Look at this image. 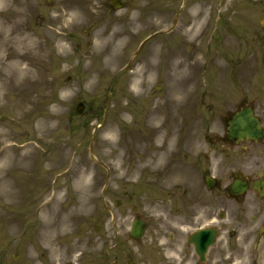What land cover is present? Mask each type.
<instances>
[{
  "label": "rangeland",
  "instance_id": "rangeland-1",
  "mask_svg": "<svg viewBox=\"0 0 264 264\" xmlns=\"http://www.w3.org/2000/svg\"><path fill=\"white\" fill-rule=\"evenodd\" d=\"M17 1L8 0L0 7L4 10L1 15L4 23L11 19L9 10L28 4L30 6L32 2L40 5L38 11L32 13L34 17L29 22V27L37 40L34 51L44 53L42 59L34 57L30 61L38 81L37 94L42 95V104L40 109H32L29 117L37 120L41 113L52 116L53 127L49 133L42 136L39 143L40 156L44 158L43 170L44 172L47 170L51 185L66 186L62 194L65 195V200L58 206V211H65L62 206L66 207L69 197H75L73 189L76 186L78 188L81 186L82 196L89 200V205L85 207L87 212L85 216L75 218L65 238L51 241V236L45 237L41 231L38 236H33V229H29L27 221L29 219L43 221L42 213L37 206L34 207L32 216L28 217L23 213L25 203L22 201L19 182H15L9 176L11 168L19 163L16 157L20 152L12 151V156L15 157L13 166L9 165L7 168L0 166V225L5 227L0 229V232L8 233L2 240L6 244L0 255L3 259L2 264H30L31 260L34 263L39 259L40 252H52V249L55 251L54 242L60 244L63 258H66L60 264L80 262L94 264L100 235L97 225L101 224L104 231L109 232L114 226L121 228L123 220L120 217L123 215L125 216L123 229L127 230L132 221L131 206L142 204L148 199L147 195L161 194L144 190L145 184H151V187L159 185L162 190H172L183 188L193 176H202V169L207 167L209 161L221 158V138L226 110L236 106L240 101L253 103L254 106L264 101V76L261 80L257 79L258 69H255L256 72L251 78L252 82L254 80L252 87L250 88L248 84L243 87L246 95L240 96L243 92H238L237 96L240 97L233 98L226 94L239 87L224 79L219 80L218 70L212 68V64H208L209 58L213 60L214 56H218L217 52H220L230 77L235 66L241 63L242 57L246 58L250 65L264 68V27L260 25V19L264 17V0H132L118 11L109 8L107 0H64L60 3H51V0ZM66 5L67 15L63 17ZM71 7L78 10L75 24L68 23L71 19ZM199 8L203 9L204 24L207 26V31L193 42L195 46L203 47L200 55L201 65L195 72V78L192 77L193 69L186 68L187 74L190 75L189 79L194 82L198 79L197 84H190L188 88L191 94L188 101L193 98V107L199 110L196 111L197 116L187 118L190 111L188 105L183 108L186 115L181 112L182 107L176 105L169 118L172 121H163L160 126L154 127L153 138L147 140L145 147L149 155L154 157L157 154L155 140L161 135L160 143L172 139V150L165 154L160 166H154V170L148 166L143 168L145 165L143 163L141 164L143 169L139 174L130 177L127 173L133 166L135 155H131L126 148H121L123 139L118 144H111L106 139V134L115 133L112 131L115 126L118 127V131L131 128L133 125L131 121L136 122L140 110L145 108L147 97H152L155 105L165 101L176 80L171 71L164 70L165 49L167 44L171 50L181 45L182 41L177 32L187 27L191 21V12ZM59 14L58 19H52L53 15ZM174 19L176 24L171 32L164 31L158 34L147 47L136 53L146 37L155 32L171 29ZM48 27L53 28V36L42 33V30ZM21 29L22 27L18 26L15 31L20 32ZM224 36L229 37L233 45L225 46L228 49L221 52ZM105 39H108V43H120L121 56L115 63H107L109 46L106 47L104 44ZM95 42H98L96 48L93 47ZM212 45L213 48L210 47ZM9 51L10 49H6L5 53ZM49 53L52 56L47 58ZM206 64L204 81L202 72ZM260 72L263 73V69ZM135 85L144 92L143 97L131 98ZM158 86H162V89L157 90ZM16 93L20 94L21 88H17ZM80 102H86L89 107L81 114L76 111ZM127 103L128 106L122 108H130L132 114L120 108L122 104ZM147 106L151 108L150 103H147ZM150 108L148 110H151ZM1 114L6 121L20 120L8 112ZM188 128H191L198 137L197 145L202 146V152L194 151L192 148L185 149L184 160L180 147L183 133ZM22 129L30 131V125L23 124ZM7 130L10 135L13 134L11 129ZM118 139L119 136L116 135L114 140ZM92 141L97 160L90 157ZM118 153L120 156L116 158L115 155ZM47 159H52L50 165ZM22 164L31 165V160ZM172 166L174 167L172 172L178 176L171 178L164 176ZM126 180L136 182L130 184ZM127 190L139 192L134 193L136 196H130L133 199L131 202L116 208L114 200L124 198ZM157 198L159 197L152 199ZM58 211L53 214L55 216L53 219H58L62 215V212ZM138 211L140 214L141 211ZM154 214L158 215L157 212ZM21 239H25V242L23 243ZM224 241L225 238L218 246L222 247ZM21 242L23 244H20ZM15 252L21 254L16 261L11 258V254Z\"/></svg>",
  "mask_w": 264,
  "mask_h": 264
},
{
  "label": "bare ground",
  "instance_id": "bare-ground-1",
  "mask_svg": "<svg viewBox=\"0 0 264 264\" xmlns=\"http://www.w3.org/2000/svg\"><path fill=\"white\" fill-rule=\"evenodd\" d=\"M20 0H18L19 2ZM64 0H51V3H60ZM8 0H1L0 7L2 4H6ZM40 8V5L31 3L30 6L23 5L21 8L9 10L10 12V21L5 22L1 20V15L4 13L0 8V112L3 110H8L12 114H16L21 116L28 124V118L30 119V111L34 107L41 106V97L38 94L33 96V99L29 100L28 96L31 95L36 90V83L38 82L34 76L33 69L31 67V59L36 57L38 59H42L41 57L44 53H37L34 51V48L37 44V40L34 37L35 33L29 27V22L33 19L32 13ZM64 13L62 16L67 15V5L64 6ZM7 10V9H6ZM202 8L195 9L191 12L192 15V23L186 27L180 33V36L183 37V43L176 49L167 50L166 56L164 57L165 68L170 71L173 70V76L176 78L174 84L172 86V90L167 97L166 101L163 102L160 110L153 114V110H146L141 116H139L138 122H143L144 124L140 125L139 123L134 124L133 128L128 129L126 132H121L119 135L124 139V148L131 150L133 154H136L135 163L133 168L129 171L131 176H135L139 173L141 166L140 163L144 161H149L151 156L144 154V148L142 147L148 138V128L149 127H157L160 124V119L163 115H170V111L174 107V100L176 98V94H183L186 91L185 83L187 81V74L185 72V67L182 68L184 64L187 62V58L192 56V53L195 51L200 53L199 47L193 46V40L201 35L204 31H206L207 27L204 26V18L202 13ZM57 11V8H55ZM71 19L68 20V23L75 24L78 19V10L75 7H71ZM60 17L59 15H53L52 19L56 20ZM8 23V24H7ZM22 27L20 32H16V27ZM200 29L199 32H197ZM42 33L48 36L54 35V30L51 27L45 28L42 30ZM226 45H233L232 40L229 37H225ZM104 44L106 47L109 46V51L107 52L108 59L107 63L112 64L121 56L119 54V46L118 42L108 43V39H105ZM190 46V49L187 48ZM94 48L98 47V42H95L93 45ZM10 49L9 54H4L6 49ZM52 54L49 53L47 58L51 57ZM199 59V58H197ZM178 60V61H176ZM198 61V60H197ZM195 61V62H197ZM213 65L215 68H218L219 73L218 76L220 78H224V70L226 69V65L218 58V56L213 57ZM249 62L245 59L243 64L244 72L242 74V68L237 70V73L241 78H244L246 74L252 71V68L248 67ZM196 65V63H194ZM37 74V73H36ZM21 88L22 87V95L19 96L11 92V88ZM136 95L139 97L144 96V92H142L137 85H135ZM7 95H9L7 97ZM129 110V109H127ZM11 126L10 123L4 121L0 118V140L2 141V145L0 147V164L4 167L6 164H10V161L13 160L11 152L15 149L21 151V158L24 159L29 157L34 150H31V146L33 142L27 140L23 143H13L11 142L20 130L12 129L13 136H11L7 127ZM33 130L38 134L37 138L41 139V136L46 132L52 129L49 117L41 116L37 119V123L35 120V124L33 125ZM108 136V135H107ZM114 137V135H113ZM160 136L158 140H160ZM194 142L197 141L191 138L189 134L184 137L183 145L184 146H194ZM158 149H160L163 153L166 152L165 149H170L172 146V140L167 143H159L157 142ZM119 154L116 155L118 157ZM163 158V154H157L156 160L157 163ZM155 160V162H156ZM168 178L173 176H178L176 173H168ZM78 198H76L72 203H70L65 215L60 217L58 223H52L51 220H47V225L50 229V234L52 238L59 235L65 234V227L68 225L69 221H72L75 215L83 216L85 212V207L89 203V200H85L82 196V191H77ZM49 192H45L42 194L41 199L43 202L41 203V210L46 214L53 213L51 210L56 209V207L61 203L60 196H50ZM56 253L59 252V248L56 247Z\"/></svg>",
  "mask_w": 264,
  "mask_h": 264
},
{
  "label": "flooded vegetation",
  "instance_id": "flooded-vegetation-1",
  "mask_svg": "<svg viewBox=\"0 0 264 264\" xmlns=\"http://www.w3.org/2000/svg\"><path fill=\"white\" fill-rule=\"evenodd\" d=\"M225 155L219 197L214 199V196H210L193 203L192 207L196 209L185 217L184 223L198 222L200 216L202 221L213 218L214 203L218 202L223 210L230 211L232 227L248 229V236L255 235L256 247L259 252L264 253V195L263 187H258V181L264 179V143L250 142L239 151L227 150ZM237 180L248 183V188L240 194H234L232 191V185ZM197 207H201L203 213H200ZM120 239L116 238L112 244L111 259L109 253L105 251L98 264H125V257L129 255L128 246L124 242L121 244ZM167 251L168 249H165L160 254L158 263L151 253L142 252L137 264H200L197 255L188 244L186 248H179L178 253H171L177 260L171 259Z\"/></svg>",
  "mask_w": 264,
  "mask_h": 264
},
{
  "label": "water",
  "instance_id": "water-1",
  "mask_svg": "<svg viewBox=\"0 0 264 264\" xmlns=\"http://www.w3.org/2000/svg\"><path fill=\"white\" fill-rule=\"evenodd\" d=\"M239 122H242V124H240L239 126L252 125L253 122H252L250 113L249 112L242 113V116L239 119Z\"/></svg>",
  "mask_w": 264,
  "mask_h": 264
}]
</instances>
